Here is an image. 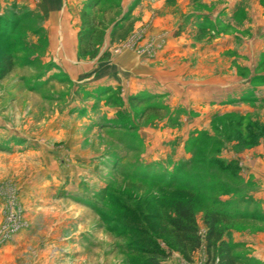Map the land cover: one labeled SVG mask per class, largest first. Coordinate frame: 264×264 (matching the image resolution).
Here are the masks:
<instances>
[{"label":"rangeland","instance_id":"obj_1","mask_svg":"<svg viewBox=\"0 0 264 264\" xmlns=\"http://www.w3.org/2000/svg\"><path fill=\"white\" fill-rule=\"evenodd\" d=\"M19 1L0 0L9 264H148L153 250L208 264L213 209L240 214L224 239L264 264V0H61L76 40L65 52L50 23L62 19ZM126 52L148 65L176 55V103L115 85ZM178 200H192L203 238L191 261L170 244Z\"/></svg>","mask_w":264,"mask_h":264},{"label":"crops","instance_id":"obj_2","mask_svg":"<svg viewBox=\"0 0 264 264\" xmlns=\"http://www.w3.org/2000/svg\"><path fill=\"white\" fill-rule=\"evenodd\" d=\"M28 1L31 0H21L19 2L23 4V3H27ZM42 3L44 6V11L42 12L44 16H46L47 18L49 17L50 19L51 18L62 19L60 24H57L55 21L50 22L52 32L57 34L58 29H61V32H63V36L61 37L62 39L61 49H63L64 52L66 50L69 51L71 49H74L76 40L72 35V29L68 24V18H66V16L68 17V15L67 14L65 15V13L68 11H66L67 9L62 11L63 2L61 0H42ZM56 6L58 8H56ZM29 7L32 8L33 10H37L36 3L29 4ZM168 8L169 7L167 6V4H164V6H162V9L160 10L159 13L163 14V18L172 19L173 14H175L176 17V8H174L172 11L169 10ZM58 10L61 13H59ZM160 26H162V24L157 25L156 27L159 28ZM174 31L176 32V30ZM172 41H176V34L174 37H172ZM170 44L171 43L168 44L169 48L172 47V45ZM174 46L176 50V42H174ZM56 47L58 48V50H60L59 46H55V48ZM60 52L64 54L62 50ZM188 52L189 55L193 53L192 51H188ZM63 56L66 59L65 55ZM170 59L168 60V62L162 60L159 61V64L148 65L147 63L141 62V60H139L137 56H135V54L131 52H126L124 55L117 58L113 62L114 64L113 63L110 64L109 69L110 72L113 74L111 79L112 81H115L114 82L115 85L121 86L124 91H128L127 93L129 95L137 94L139 96H143L150 93L153 94L156 93L157 95L168 94L170 96L169 98L171 99V103L174 104L176 103V55L170 57ZM64 62L65 64L68 63L67 60H64ZM172 66L174 67L172 68ZM100 69L104 70V67ZM103 81L104 79L100 80L99 82H103ZM110 84L113 83L111 82ZM256 176H257L256 178L259 179L258 174H256ZM257 195L258 197H261V199L263 198L264 200V193L261 195L259 194ZM9 250L3 249L0 251V262L2 264H9L10 261H12L11 253H9Z\"/></svg>","mask_w":264,"mask_h":264},{"label":"trees","instance_id":"obj_3","mask_svg":"<svg viewBox=\"0 0 264 264\" xmlns=\"http://www.w3.org/2000/svg\"><path fill=\"white\" fill-rule=\"evenodd\" d=\"M175 217L169 221L171 229L170 244L184 258L191 261L194 254L203 247V238L199 234L197 222L193 213L192 200L174 203ZM241 217L239 213L232 214L213 209L205 216L207 233L205 236L208 264H257L250 259L236 255L238 246L224 239V226H232L233 221ZM148 264H165L171 253L161 250L150 251Z\"/></svg>","mask_w":264,"mask_h":264},{"label":"clouds","instance_id":"obj_4","mask_svg":"<svg viewBox=\"0 0 264 264\" xmlns=\"http://www.w3.org/2000/svg\"><path fill=\"white\" fill-rule=\"evenodd\" d=\"M105 240H106V237H105ZM101 264H103V262L101 261Z\"/></svg>","mask_w":264,"mask_h":264}]
</instances>
